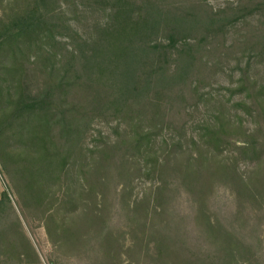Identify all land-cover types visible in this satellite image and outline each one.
<instances>
[{"label":"trees","instance_id":"1","mask_svg":"<svg viewBox=\"0 0 264 264\" xmlns=\"http://www.w3.org/2000/svg\"><path fill=\"white\" fill-rule=\"evenodd\" d=\"M0 172V264H264V0H0Z\"/></svg>","mask_w":264,"mask_h":264},{"label":"rangeland","instance_id":"2","mask_svg":"<svg viewBox=\"0 0 264 264\" xmlns=\"http://www.w3.org/2000/svg\"><path fill=\"white\" fill-rule=\"evenodd\" d=\"M212 6L217 7L220 5H224L226 0H208ZM103 15L101 13H89V12H84L82 14H79L77 16L76 22L74 20L75 26L79 31L87 37L89 35V32L91 30V25L92 22L95 19H98L102 17ZM260 15H254L252 16L249 20L253 23H256L258 19L260 18ZM243 24H240L237 26V28L242 27ZM233 31H235L234 28L230 31V36L229 39L233 36ZM234 67L232 63H229L225 65L222 69V71L218 72V75H216L215 80H216V85L219 83L221 85H227L232 81V79L237 75L236 70H234ZM215 85V86H216ZM203 115V111L201 113L196 114L194 116L195 119H199ZM93 128L89 132V135L87 137V141L91 140L92 135L95 134L96 129H101L104 132H108L109 126L105 124H100L97 123L92 126ZM190 130V127L187 125V131ZM243 168V167H242ZM4 176L0 172V192L5 188V183H4ZM119 190V189H118ZM137 191V190H136ZM10 201L15 210L19 213L18 206L16 204V197L13 193L10 194ZM235 195L232 192V189L229 188L228 186L225 185H219L216 187V190L214 191L210 205L212 210L219 214L222 218L224 219H229L231 214L235 210ZM179 208L182 213L186 214H191L192 209H193V204L192 201L184 194H182L179 202ZM177 207V203H176ZM122 210L120 209L119 201L116 198L115 202V211L113 213V223L115 226L118 228H124L125 229V222L124 219H122ZM23 225H24V230L30 240L32 241L34 247L36 248L40 259H41V264H49L48 260L53 253V246L51 242L49 241L47 234L45 232V229L41 223H38L36 220L29 219L27 222L22 220ZM193 236H196L195 231H191ZM242 261V260H241ZM63 264H87V260H78L75 258H70L69 260L63 261ZM241 264H246L245 262H241Z\"/></svg>","mask_w":264,"mask_h":264}]
</instances>
